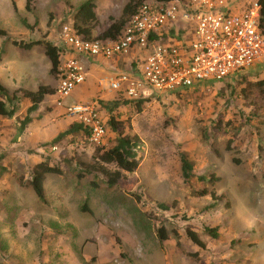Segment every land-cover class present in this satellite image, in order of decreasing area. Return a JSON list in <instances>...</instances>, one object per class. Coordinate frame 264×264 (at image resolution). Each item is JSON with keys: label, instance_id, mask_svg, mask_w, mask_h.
<instances>
[{"label": "rangeland", "instance_id": "1", "mask_svg": "<svg viewBox=\"0 0 264 264\" xmlns=\"http://www.w3.org/2000/svg\"><path fill=\"white\" fill-rule=\"evenodd\" d=\"M86 1L0 0V30L7 32L0 36V82L16 109L13 117L0 116V264H264V114L250 119L238 82L264 78V60L220 81L155 94L139 111L131 102L138 100L109 84L137 75L147 52L86 57V80L61 105L50 94L29 113L23 91H54L59 75L51 73L43 45L26 50L12 41L48 40L68 51L64 28L75 30L76 11ZM94 1L95 38L121 18L129 0ZM187 29L178 25L161 41L182 42ZM73 106L97 109L105 127L100 143L84 131L66 133L78 123L68 112ZM111 118L141 142L138 167L113 187L89 166L96 148L117 145ZM41 161L62 170L46 175L44 201L20 186ZM84 170L89 173L80 178ZM212 190L227 199L215 203ZM157 226L166 227L167 241H160ZM205 227L217 228L218 236Z\"/></svg>", "mask_w": 264, "mask_h": 264}, {"label": "built area", "instance_id": "2", "mask_svg": "<svg viewBox=\"0 0 264 264\" xmlns=\"http://www.w3.org/2000/svg\"><path fill=\"white\" fill-rule=\"evenodd\" d=\"M261 16L258 0H141L116 38L87 39L65 27L63 39L69 49L61 52L66 59L59 66L56 102L61 105L59 101L86 80V57L110 60L146 51L137 75L110 80L111 90L124 89L132 100L223 80L264 60ZM181 24L190 37L161 41ZM68 112L100 143L105 127L95 107L73 106Z\"/></svg>", "mask_w": 264, "mask_h": 264}, {"label": "trees", "instance_id": "3", "mask_svg": "<svg viewBox=\"0 0 264 264\" xmlns=\"http://www.w3.org/2000/svg\"><path fill=\"white\" fill-rule=\"evenodd\" d=\"M141 0H129L124 7L122 16L119 20L114 21L113 24L102 33L100 36L95 38H116L131 15L135 12L138 3ZM261 5V27L264 33V0H258ZM97 5L94 0H88L83 3L76 11L75 14V30L77 33L84 35L87 39H92V31L96 26L97 22ZM0 36H7V32L0 30ZM13 45L26 50H31L35 46L43 45L45 48V54L51 62V73L58 74L59 66L61 63V50L48 40H23L14 39ZM238 81V80H237ZM240 94L244 98L246 104L250 106L251 110L249 113L250 119L260 118L264 114V78H256L255 80H246L245 77H241ZM55 93V90H50L46 86H40L35 91H23L24 97L28 98L32 106L29 109V113L34 112L38 109V106L45 100L48 95ZM9 95L8 89L0 82V116L13 117L16 114L15 107H9L7 101L4 99ZM146 100H138L136 102L131 101L137 105L138 110H141L142 104ZM117 104V102H116ZM30 118H27L29 121ZM111 128L118 134L117 145L113 148L106 149L104 147H98L93 155V162L89 164L94 169V172L103 174L107 180L109 186H115L121 183L126 172H133L139 165L138 150L140 149L141 142L138 137L126 134L124 131L118 130V122L111 118ZM88 133L90 131L82 123H74L71 128L66 132L67 134L82 132ZM212 149L217 152L216 147L212 144ZM112 167V168H111ZM114 167V168H113ZM92 170V171H93ZM191 170L190 164L186 161L183 162V171L186 178L189 177V171ZM88 171V172H87ZM89 170H84L79 174L80 178L86 177ZM47 174H62V170L59 166L50 164L46 161H41L35 164L32 168V177L29 182H21L22 187H31L37 197L44 201L45 190L44 181ZM206 193L204 191L202 194ZM214 202L224 201L227 199L226 194H216L215 190L211 191ZM161 207H166L164 204ZM84 210H87L84 206ZM157 235L161 242H165L169 239V234L164 226H157ZM217 228L205 227V232L209 233L213 237H217ZM187 236L196 245L203 247V243L198 238L197 233L187 228Z\"/></svg>", "mask_w": 264, "mask_h": 264}, {"label": "crops", "instance_id": "4", "mask_svg": "<svg viewBox=\"0 0 264 264\" xmlns=\"http://www.w3.org/2000/svg\"><path fill=\"white\" fill-rule=\"evenodd\" d=\"M97 59H100V58H97Z\"/></svg>", "mask_w": 264, "mask_h": 264}]
</instances>
